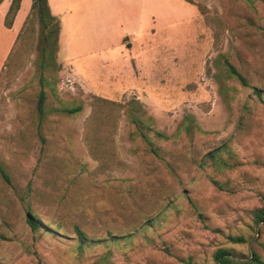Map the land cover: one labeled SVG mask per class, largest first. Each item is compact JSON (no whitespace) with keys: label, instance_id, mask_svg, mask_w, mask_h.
<instances>
[{"label":"rangeland","instance_id":"1","mask_svg":"<svg viewBox=\"0 0 264 264\" xmlns=\"http://www.w3.org/2000/svg\"><path fill=\"white\" fill-rule=\"evenodd\" d=\"M192 1L201 20L186 18L178 34L172 24L162 30L170 36L162 65L169 83H152L148 102L138 100L155 129L173 134L186 114L200 128L192 137L156 140L165 162L131 134L125 110L109 128L102 161L93 158L84 129L94 94L56 71L58 57L43 70L32 44L3 70L0 162L12 184L0 177V264H216L220 247L264 259V222L255 224L251 215L264 207V0ZM141 44H133L131 56L142 57ZM227 62L249 86L231 77ZM43 82L44 142L35 129ZM132 99L123 90L111 100ZM76 102L83 106L78 114L52 112ZM223 144L226 165L207 160L199 166ZM167 161L180 166L176 173ZM26 187L30 194L21 201ZM28 210L57 230L32 231ZM78 228L95 243L80 247ZM229 235L246 242L232 243Z\"/></svg>","mask_w":264,"mask_h":264},{"label":"crops","instance_id":"2","mask_svg":"<svg viewBox=\"0 0 264 264\" xmlns=\"http://www.w3.org/2000/svg\"><path fill=\"white\" fill-rule=\"evenodd\" d=\"M10 3L11 0H0V73L32 0H21L13 24L7 28L4 17ZM47 3L60 23L59 74L71 83H78L84 92L115 99L123 90H129L146 103L152 83H169L163 79L166 41L170 38L162 31L164 25H174L178 34L186 18H202L198 8L185 0H47ZM157 38L161 43L153 45ZM137 41L142 42V57L130 55Z\"/></svg>","mask_w":264,"mask_h":264},{"label":"trees","instance_id":"3","mask_svg":"<svg viewBox=\"0 0 264 264\" xmlns=\"http://www.w3.org/2000/svg\"><path fill=\"white\" fill-rule=\"evenodd\" d=\"M191 4L196 5L192 0H185ZM21 0H11L10 6L4 17V25L10 28L13 24L15 15L19 9ZM197 6V5H196ZM199 12L202 14L200 7L197 6ZM59 33H60V23L57 17L51 14L47 0H32L30 11L23 23V26L16 36L15 43L11 49V52L4 64L3 70L13 62L17 56L21 55L22 52L27 50V47L34 44V49L39 53L40 56V66L43 70H49L50 66L55 63V58L57 59V53L59 50ZM18 41L19 44H18ZM17 45V46H16ZM16 46V47H15ZM228 72L231 74L232 78H236L243 86H249L246 77L238 71L232 64L227 62ZM61 64L58 63L56 71H60ZM1 71V73L3 72ZM0 73V75H1ZM45 81V79L43 78ZM46 83H42V88L39 91L36 113L37 118L35 120V129L38 132L41 141H45L41 134V128L43 126L48 107L46 105L47 92L44 90ZM255 93L261 98V89L253 87ZM91 113L84 129V141L88 147L89 153L96 160L102 161V153L105 152L104 142L110 136L109 128L112 126L114 128L115 122L117 120V112L125 110L128 121L133 125V136H139L144 144L147 146L148 152L153 158L159 159L161 162H165V157L163 155L162 148L156 144V140L168 141L172 138H177L181 133L186 136H193L194 133L200 130L199 126L194 123V116L191 114L184 115L182 121L178 125L176 131L173 134L164 133L153 127L152 117H145L144 110L138 99H132L129 103H118L114 100L104 98L98 95H92L91 101ZM82 103L76 102L73 105L63 106L60 108L53 109L52 112H62L68 115H75L82 111ZM50 112L51 109L49 108ZM152 133V136L151 134ZM106 134V135H105ZM227 148L226 144L218 146L217 148L208 151L201 157L199 166L202 167L207 161L222 162L226 165V160L220 159V155ZM166 166L172 173H176L178 167L172 161H167ZM0 177L8 185L12 184L11 176L4 169L0 162ZM214 184L220 186V183L214 181ZM222 187V186H220ZM29 188L26 187L24 193H22L19 200L24 201L25 197L28 196ZM252 220L255 224L259 222H264V207L255 208L251 212ZM26 223L29 225L30 229L35 232H42L46 228V232L56 231L57 227L48 228L45 227L40 218L34 215L30 210L27 211ZM77 233V244L82 247L85 245L95 243V239L88 237L83 231L76 230ZM110 240H118V237L113 233H108ZM104 239H100L102 241ZM228 240L232 243H245L246 239L241 235H229ZM264 249V244H261ZM213 258L216 264H264V259L255 251H252L248 256H242L236 253L230 248L220 247L216 249L213 254ZM189 264H204L190 262Z\"/></svg>","mask_w":264,"mask_h":264}]
</instances>
